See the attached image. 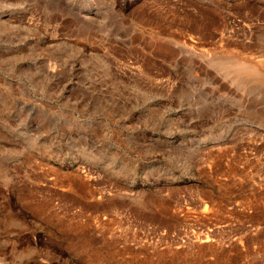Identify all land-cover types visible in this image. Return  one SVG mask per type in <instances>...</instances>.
Instances as JSON below:
<instances>
[{
	"label": "rangeland",
	"instance_id": "1",
	"mask_svg": "<svg viewBox=\"0 0 264 264\" xmlns=\"http://www.w3.org/2000/svg\"><path fill=\"white\" fill-rule=\"evenodd\" d=\"M0 264H264V0H0Z\"/></svg>",
	"mask_w": 264,
	"mask_h": 264
},
{
	"label": "bare ground",
	"instance_id": "2",
	"mask_svg": "<svg viewBox=\"0 0 264 264\" xmlns=\"http://www.w3.org/2000/svg\"><path fill=\"white\" fill-rule=\"evenodd\" d=\"M239 66V65H238ZM247 65H245V67H246ZM245 67H243V64L241 65V66H239L238 68L240 69V70H243V71H246V69H245ZM249 69V68H248ZM242 72V71H241ZM247 72V71H246ZM243 73V72H242ZM251 75H253L252 77L254 78V80L255 81H259V80H261V77H259V73L258 72H256V71H252L251 73H250ZM231 78V77H230ZM261 81H263V80H261ZM236 84H237V82H236Z\"/></svg>",
	"mask_w": 264,
	"mask_h": 264
}]
</instances>
